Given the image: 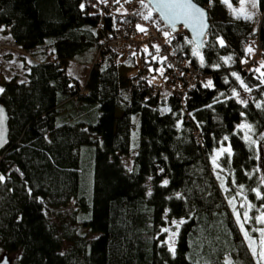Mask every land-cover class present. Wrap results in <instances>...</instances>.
Instances as JSON below:
<instances>
[{"label":"trees","instance_id":"obj_1","mask_svg":"<svg viewBox=\"0 0 264 264\" xmlns=\"http://www.w3.org/2000/svg\"><path fill=\"white\" fill-rule=\"evenodd\" d=\"M195 1L211 23L203 65L187 32L172 33L154 11L150 20L170 33L176 57L209 76L211 87L198 84L182 98L157 90L141 68L122 73L123 64L137 66L136 56L146 62L157 53L154 45L130 56L104 46L106 34L142 19L120 20L123 0H0V26L32 58L25 81L0 82L9 114V143L0 154V251L15 254V264H257L229 199L240 213L239 201L249 202L253 218L264 210L255 194L264 195L256 153L239 128L245 120L264 136V0L255 24L233 17L223 0ZM89 50L81 84L66 65ZM233 73L250 89L244 103L234 96L241 84ZM135 114L140 141L128 168L122 158L130 155ZM229 145L232 155L219 157L216 168V151ZM173 220L175 255L163 231Z\"/></svg>","mask_w":264,"mask_h":264},{"label":"rangeland","instance_id":"obj_2","mask_svg":"<svg viewBox=\"0 0 264 264\" xmlns=\"http://www.w3.org/2000/svg\"><path fill=\"white\" fill-rule=\"evenodd\" d=\"M228 3H230L232 8L236 9L237 12H239V9L241 7L239 0L237 3H232L231 1L228 0ZM245 8H246L247 12L252 15V19H250L251 22L253 24H255V22L259 16L258 6L256 8H253L251 3L249 2V3L245 4ZM118 10L124 12L125 7L121 5V6H119ZM231 14L233 17H236V15L232 11H231ZM138 25L143 27V24H141V23H139ZM190 41H191V39H190ZM192 47H193V45H192ZM145 48L148 49L149 45L144 44L143 49H145ZM92 53H93L92 50H89L88 52H84L78 57V59L73 60V61L71 60L66 65L67 72H69L73 76L78 77L77 80L81 84H83L85 82V79L87 76V71L89 68V59H90ZM135 59H136L137 66L129 68V66L126 67L123 64L121 66L122 67V69H121L122 73L127 72L128 75H132V74L136 73L141 67L143 69V74L148 77L149 81L152 84H154L156 86L164 85V80L162 78V75L164 73L165 67L160 62V59L157 56V53L153 54L151 57L146 56V58H145L146 62L143 61L144 63H141L142 60L140 61L139 56H136ZM30 60H32L31 56L29 54H27L26 52H24L20 46L15 44V42L13 41V38L11 37V35L9 33L8 28L4 27V26H0V82H1V84L9 82L11 80H15L16 82L25 81L27 79V76H26L27 69H28L27 65H28ZM79 60L82 62H79ZM152 61H158V62H157V64H155ZM0 89H2V87H0ZM161 90L163 93L167 92V90L165 88H162ZM234 92L239 93V97H236L235 95L234 96L240 101L243 100L245 102L247 100V98L249 97L248 91L246 92L242 86L239 90H235ZM65 106L69 107L70 104L67 103ZM61 121H62V119L59 120V122H61ZM133 122H134L133 127L131 129V151H130V155H125L122 158L123 163L128 168L132 166L133 158H134V155L136 154L137 147H138V144L140 141V134H139L140 116H139V114H135L133 116ZM244 123L249 124L245 120H242L239 125L244 124ZM241 132H242V135H244V132L242 130H241ZM250 135L252 136V138L254 140H256V145L253 147H254V150L256 153V157H257V170H258V174H259V178H260V183L264 189V141H263V139H261L262 134L256 135V134H254V132H252V133H250ZM91 149L92 148L90 146H86L83 149L85 152L83 155V158H84L83 160L85 162H87L86 163L87 167L85 170V178H87V180H90V182L92 183L93 171L89 165V163L92 162V158L90 156ZM242 203H245V201H239L240 205ZM247 204H249V202H247ZM247 204H245V207H247ZM72 208H73V205L71 202L65 208L66 209L65 211H71ZM244 211H245V208H241V221H243V212ZM259 215H260V213L257 214V216H259ZM177 224H179V221L173 220L172 223H170L169 225H167L165 227L167 229H170L169 232H166L167 233L166 242L168 243V245L170 243H172L173 240H174V245H175V236H172V234L176 233V230H177L176 225ZM238 224L240 226V222H238ZM246 224H248V228H246L244 230H247L249 232V235L253 239L258 240L259 239V232L258 231L254 232V231H252V229L253 228L259 229L261 227H264V225H259L256 223V221H255V223H251L250 221H248V222H246ZM244 230H242L243 233H244ZM170 236L172 237V239H169ZM247 241H248V239H247ZM248 246H249V241H248ZM250 252H251V249H250ZM4 255L8 256V259L10 260L11 264H15V259H16L15 254H9V253H6L5 251L1 250L0 251V260L2 259V257ZM254 259H255V262H257V258L254 257Z\"/></svg>","mask_w":264,"mask_h":264},{"label":"snow or ice","instance_id":"obj_3","mask_svg":"<svg viewBox=\"0 0 264 264\" xmlns=\"http://www.w3.org/2000/svg\"><path fill=\"white\" fill-rule=\"evenodd\" d=\"M102 3H106V0H100ZM117 3L120 2V0H116ZM127 2H131V0H127ZM251 3L253 8H256L258 6V0H239V3L241 5L239 12H237L236 9L232 8V6L228 3V0H223V3L228 5L229 9L236 15L237 19L243 18L246 20L252 19V15L247 12L245 8L246 3ZM140 4L143 8L148 9L147 13H137V15H141L144 20H151L152 19V12L153 9L160 14V17L166 22L168 26H170L171 29L175 30L176 25L178 23H182L185 27L189 28L192 33L194 34L195 39L192 41H189L193 45L192 47V55L199 57L201 65L204 63L203 56L200 53V49L203 47L204 44V37L206 36V12L198 7L195 3H193V0H148L147 3L144 2V0H140ZM151 5V7H150ZM83 8V5H81ZM138 30L140 32H147V29L141 26H137ZM166 38H169L170 33H164ZM221 46H224L223 40L219 41ZM156 50L159 51L158 46H155ZM145 52L148 51L147 48L144 49ZM249 52L252 51V49H248ZM228 59H231L229 57ZM254 71L259 72L260 69H254ZM233 75L236 76V79L240 81L241 86L244 88V90L247 92L250 89L247 87V85L244 84V82L240 79L238 75L233 73ZM262 76H264V73H261ZM264 83V81H262ZM207 87H211V81L208 82L206 85ZM0 92H3V89H0ZM234 95L236 97H239V93L234 92ZM241 103H244L243 100L240 101ZM257 107H261V105H257ZM240 130L244 132L243 139L248 143L250 148H253V146L256 145V140L252 138L250 133L253 132L252 126L249 124H241L239 125ZM225 141L228 140V137L223 138ZM261 139H264V136L261 137ZM2 146V145H0ZM227 154L229 157L232 155L231 146L228 147H221L216 153L215 156L212 159V163L216 168H219L220 165L217 163V160L219 157H221L224 154ZM220 177L218 176V179ZM165 185L167 184V181L164 182ZM222 187H224V183L222 181L221 184ZM228 189L225 188V191ZM150 194V193H149ZM256 196L260 199H264V195H262L258 190L256 191ZM229 204L232 205V210L235 214L236 220L240 222V227L242 230H244V224L252 219H255L256 223L259 225H264V210L258 209L260 212L259 216L256 217H250L249 211L252 209L251 204H247V201L245 200V203H242L240 205L241 208H245V211L243 212V221H241V213L237 211L236 208V201L235 197H232L229 199ZM245 204H247V207H245ZM184 221H180V223H183ZM177 228H179V224L176 225ZM164 232H169L170 229H163ZM252 231L259 232V239L255 240L253 239L247 230H244V236L249 241V248L251 249L252 255L257 258V264H264V227H261L259 229L253 228ZM177 235L176 233H173L172 236ZM169 239H172L170 236ZM169 251L175 255V246H174V240L172 243L168 245ZM226 264H232L231 260H228Z\"/></svg>","mask_w":264,"mask_h":264},{"label":"built area","instance_id":"obj_4","mask_svg":"<svg viewBox=\"0 0 264 264\" xmlns=\"http://www.w3.org/2000/svg\"><path fill=\"white\" fill-rule=\"evenodd\" d=\"M110 2L111 0H107L106 3L109 4ZM123 6L125 7L123 13H115L120 20H125L127 17L142 11V6L138 0H131V2L123 0ZM139 23L143 24V27L147 29L146 33L138 30L137 26ZM184 31L185 29L181 27L178 32ZM167 41L168 38L165 37L164 32L158 28L155 22L144 20L143 18L134 24L124 23L103 38L105 47L121 51L125 56H130L134 51L140 50L144 44L158 46L157 56L164 65L165 70L162 75L164 85L156 86V88L157 90L165 88L167 92L184 98L198 84L206 85L209 76L196 70L190 60L176 57L171 47L167 45ZM138 56L140 61L142 60L141 63H144L142 57Z\"/></svg>","mask_w":264,"mask_h":264},{"label":"water","instance_id":"obj_5","mask_svg":"<svg viewBox=\"0 0 264 264\" xmlns=\"http://www.w3.org/2000/svg\"><path fill=\"white\" fill-rule=\"evenodd\" d=\"M145 2H148V0H144ZM193 3H195L198 7H200L201 9H203L205 12H206V24H207V28H206V36L204 37V44H205V40H206V37H207V33H208V30L210 28V19H209V13H208V10L206 8H204L202 5H200L199 3H197L195 0H193ZM151 6V5H150ZM153 11L159 16V18L166 24V22L160 17V14L158 12H156L154 9ZM167 25V24H166ZM168 26V25H167ZM183 26L188 35H189V38L192 40L195 39L194 37V34L192 33V31L185 27L182 23H178L176 25V28L175 30L171 29L170 26L169 29L172 31V32H177L179 31L180 27ZM204 44H203V47H204ZM203 47L200 49L202 50ZM9 143V114H8V111L5 107V105L3 103L0 102V154L2 152V150L6 147V145ZM0 264H11L10 260L8 259V256L7 255H4L2 257V259L0 260Z\"/></svg>","mask_w":264,"mask_h":264},{"label":"crops","instance_id":"obj_6","mask_svg":"<svg viewBox=\"0 0 264 264\" xmlns=\"http://www.w3.org/2000/svg\"><path fill=\"white\" fill-rule=\"evenodd\" d=\"M71 60L73 61V60H76V59H71ZM71 60H69L68 62H70ZM68 62H67V64H68ZM79 62H82V61L79 60ZM129 68H130V67H129ZM89 69H90V65H89V68H88V71H87V76H88V73H89ZM68 73H69V72H68ZM69 74H70V73H69ZM70 75H71V74H70ZM71 76H73V75H71ZM87 76H86V79H87ZM73 77L76 78V79L78 78V77H76V76H73ZM86 79H85V81H86ZM84 83H85V82H84Z\"/></svg>","mask_w":264,"mask_h":264},{"label":"bare ground","instance_id":"obj_7","mask_svg":"<svg viewBox=\"0 0 264 264\" xmlns=\"http://www.w3.org/2000/svg\"><path fill=\"white\" fill-rule=\"evenodd\" d=\"M118 21H119V19H118ZM122 21H123V20H122ZM124 21H125V20H124ZM124 21H123V22H124ZM152 47H153V46H152ZM148 49H149V48H148ZM148 51H150V50H148ZM148 54H149V53H148ZM151 54H152V52H151ZM148 56H150V55H148Z\"/></svg>","mask_w":264,"mask_h":264}]
</instances>
